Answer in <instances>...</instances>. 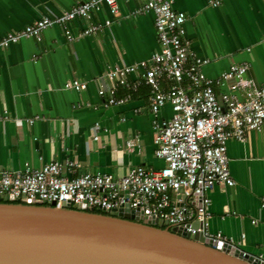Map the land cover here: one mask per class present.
<instances>
[{
    "label": "crops",
    "instance_id": "1",
    "mask_svg": "<svg viewBox=\"0 0 264 264\" xmlns=\"http://www.w3.org/2000/svg\"><path fill=\"white\" fill-rule=\"evenodd\" d=\"M83 1L0 0V38L39 18L59 16ZM219 1L214 6L210 0H172L173 9L186 15L184 38L190 53L207 60L201 72L208 78L215 79L243 61L248 63L245 78L263 85L264 0ZM144 2L117 0L116 15L100 3L88 19L67 24L76 33L110 20L92 35L69 41L64 27L53 23L40 39L21 38L0 49V171L69 159L78 167L67 176L101 171L121 177L134 166L159 169L164 165L154 153L149 87L144 83L135 91L117 87V96L128 95L119 105H103L98 95L101 86L108 90L116 82L108 78L107 69L148 60L158 49L154 13H137ZM141 74L137 68L126 79L138 81ZM72 79L86 87L65 88ZM167 85L162 81L163 87ZM227 87L213 85L218 97ZM234 93L244 99L251 89ZM171 114L166 103L158 118ZM226 153L235 184L206 189L208 230L222 233L245 253L264 258V225L251 223L264 214V124L251 130L246 140L230 139Z\"/></svg>",
    "mask_w": 264,
    "mask_h": 264
},
{
    "label": "built area",
    "instance_id": "2",
    "mask_svg": "<svg viewBox=\"0 0 264 264\" xmlns=\"http://www.w3.org/2000/svg\"><path fill=\"white\" fill-rule=\"evenodd\" d=\"M210 2L214 6L220 3L219 0ZM100 3L112 15L118 13L117 0L79 2L59 16L42 17L18 31L6 33L0 38V49L21 38L40 39L53 23L64 27L69 41L92 35L109 25L110 20L89 24L76 33L66 27L75 19H88ZM147 11L155 16L158 49L148 60L107 69L108 78L116 82L108 90L101 86L98 95L103 105H119L127 101L128 95L117 96V87L128 91H135L140 83L149 87L154 153L164 165L159 169L134 166L121 177L101 171L67 176V172H75L78 167L69 159L51 161L38 168L1 170L0 200L11 196L19 203L35 200L44 205L54 203L59 208L69 204V208L76 210L83 209L84 204L85 210L106 214L128 204L129 208L156 217L170 227H178L188 235L201 232L204 238L235 245L222 233L209 232L210 200L205 191L213 184H235L228 168L227 142L246 140L251 130L264 124V84L256 86L245 78L248 63L243 61L233 63L215 79L206 77L201 66L207 60L192 55L184 38L185 13L173 9L172 0H145L137 13ZM137 68L142 70L141 79L128 81L126 75ZM162 81L168 85L163 87ZM214 84L227 85L228 89L218 97ZM85 87L78 79L65 83L67 89L80 91ZM237 89H251V93L244 99L238 98L234 93ZM166 103L172 114L159 119L158 112ZM251 223L264 225V214L258 219L252 218ZM251 261L264 264L262 255H252Z\"/></svg>",
    "mask_w": 264,
    "mask_h": 264
},
{
    "label": "water",
    "instance_id": "3",
    "mask_svg": "<svg viewBox=\"0 0 264 264\" xmlns=\"http://www.w3.org/2000/svg\"><path fill=\"white\" fill-rule=\"evenodd\" d=\"M3 201L0 264H255L235 245L188 235L128 204L104 214Z\"/></svg>",
    "mask_w": 264,
    "mask_h": 264
},
{
    "label": "trees",
    "instance_id": "4",
    "mask_svg": "<svg viewBox=\"0 0 264 264\" xmlns=\"http://www.w3.org/2000/svg\"><path fill=\"white\" fill-rule=\"evenodd\" d=\"M0 202H4L3 200H0ZM14 203H19L18 201H13ZM97 212H100V213H104V212H101V211H97ZM104 214H106V213H104Z\"/></svg>",
    "mask_w": 264,
    "mask_h": 264
},
{
    "label": "bare ground",
    "instance_id": "5",
    "mask_svg": "<svg viewBox=\"0 0 264 264\" xmlns=\"http://www.w3.org/2000/svg\"><path fill=\"white\" fill-rule=\"evenodd\" d=\"M251 259H252V256H251ZM251 263H254V262H252V261H250Z\"/></svg>",
    "mask_w": 264,
    "mask_h": 264
}]
</instances>
